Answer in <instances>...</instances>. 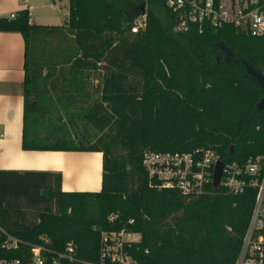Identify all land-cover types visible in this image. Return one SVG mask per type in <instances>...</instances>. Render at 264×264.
<instances>
[{"label": "trees", "instance_id": "trees-1", "mask_svg": "<svg viewBox=\"0 0 264 264\" xmlns=\"http://www.w3.org/2000/svg\"><path fill=\"white\" fill-rule=\"evenodd\" d=\"M141 3L145 26L132 32ZM177 20L165 0H69L65 25L31 23L28 9L0 16V30L19 31L25 43L22 148L102 152L99 190H62L60 171L0 169L8 232L53 250L72 241L77 259L67 264L99 261L102 231L120 229L140 234L124 244L137 264H234L256 189L184 196L158 187L142 154L210 147L238 162L264 154L263 89L244 65L264 74V33L207 21L181 31ZM91 70L100 72L99 97L82 110L56 106L57 119L49 117L41 81ZM27 247L0 246V256L26 257Z\"/></svg>", "mask_w": 264, "mask_h": 264}, {"label": "built area", "instance_id": "built-area-1", "mask_svg": "<svg viewBox=\"0 0 264 264\" xmlns=\"http://www.w3.org/2000/svg\"><path fill=\"white\" fill-rule=\"evenodd\" d=\"M176 12L175 30L184 31L189 23L204 21L214 26L232 24L251 35L264 33V0H165ZM15 12L10 14L11 17ZM145 26V13L138 14L131 25L136 32ZM219 159L210 147H196L189 151L144 150L142 164L158 187L176 188L184 196L212 195L217 191L227 194L256 189L249 222L243 235L241 248L234 264H263L264 262V154L249 156L244 162L224 161L219 185L213 184L215 163ZM116 215L112 213L109 218ZM129 221H133L130 218ZM5 237L0 242L4 248H18L27 243V254L0 256V264H67L76 260L75 245L68 241L63 249L53 250L42 243H29L8 232L0 224ZM140 234L125 229L107 230L101 233L99 261L86 264H137L126 253L124 244L138 240ZM48 240L46 235L43 236Z\"/></svg>", "mask_w": 264, "mask_h": 264}, {"label": "crops", "instance_id": "crops-1", "mask_svg": "<svg viewBox=\"0 0 264 264\" xmlns=\"http://www.w3.org/2000/svg\"><path fill=\"white\" fill-rule=\"evenodd\" d=\"M21 9L29 10L31 23L65 25L69 17V0H0V16L11 17L12 12ZM24 60L22 34L15 30H0V169L60 171L62 190H99L101 151L22 148ZM52 77L51 87L55 92L51 95L55 98L48 100V105L63 104L70 110H82L100 95L98 91V97L91 98L86 82L91 74L74 76L69 72H55ZM75 78L83 82H73ZM60 95L63 97L61 103L57 100Z\"/></svg>", "mask_w": 264, "mask_h": 264}, {"label": "rangeland", "instance_id": "rangeland-1", "mask_svg": "<svg viewBox=\"0 0 264 264\" xmlns=\"http://www.w3.org/2000/svg\"><path fill=\"white\" fill-rule=\"evenodd\" d=\"M50 43H51V45H54V44H56L57 43V39L56 38H54V37H51L50 38V41H49ZM45 48V47H44ZM43 51V50H42ZM46 70H47V68H44V72H46ZM56 72V71H55ZM54 72V73H55ZM89 74H91V77L89 78V80L88 81H86L87 82V86L89 87L88 88V90H89V92L91 93V98H93V97H98L97 95H99L98 94V91L100 90V87H99V85H100V72L99 71H96V70H91V71H89ZM94 78H96V80H94ZM72 82V81H71ZM48 85H50V87L49 86H47V85H43V81H41V85H40V88L42 89V90H44V91H46V89L47 90H49V92L47 91L46 93H45V99L48 101V100H50V99H53V98H55V97H52V95H51V93L52 92H55V91H53V89H52V87H51V84L50 83H48ZM51 90V91H50ZM69 92V91H68ZM49 103H46V105H48ZM51 108H49V117H51L53 120H56L57 119V113L55 112V109H56V106L55 105H49ZM65 119V121L66 122H68V116H64L63 117V120ZM76 122H77V125H75V127H76V130L79 132L80 130H83L84 129V127L82 126V119H80V118H76ZM69 123H70V120H69ZM69 125V124H68ZM70 129H71V131H72V135H73V133L75 134V129H74V127H73V125H71V123H70ZM87 128H88V130L89 131H91V132H94V130L90 127V125H88L87 126ZM97 134H98V132H97ZM92 136V135H91ZM92 139H94V137L92 138ZM26 212H27V215H26V218H32V213L34 212L31 208H28V209H26Z\"/></svg>", "mask_w": 264, "mask_h": 264}, {"label": "water", "instance_id": "water-1", "mask_svg": "<svg viewBox=\"0 0 264 264\" xmlns=\"http://www.w3.org/2000/svg\"><path fill=\"white\" fill-rule=\"evenodd\" d=\"M145 9H146V4L141 3L140 11L138 13L139 14L145 13ZM229 53L232 54L231 51H229ZM244 65H245V68L247 69V71L256 78L258 84L263 89V94L260 98L259 106L261 108H264V74L262 72H260L252 63H250L247 60H244ZM223 165H224V161L220 158L217 159L215 166H214V172H213V184L215 187H217L219 185Z\"/></svg>", "mask_w": 264, "mask_h": 264}]
</instances>
